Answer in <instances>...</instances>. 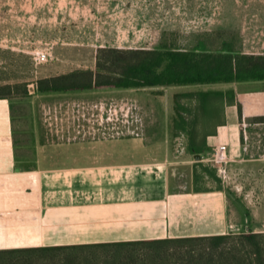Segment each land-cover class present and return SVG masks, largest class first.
Listing matches in <instances>:
<instances>
[{"label": "crops", "instance_id": "0c3cea01", "mask_svg": "<svg viewBox=\"0 0 264 264\" xmlns=\"http://www.w3.org/2000/svg\"><path fill=\"white\" fill-rule=\"evenodd\" d=\"M263 3L225 0L222 5ZM220 5L221 0H0V52L31 53L27 45L11 44L31 31L37 39H67L68 45L82 38L78 45L92 54L98 47L157 48L163 35L183 28L192 32L186 38H198L204 27L187 23L202 21L203 7ZM153 6L163 7L162 25L154 23L160 19ZM143 21L153 23L143 30ZM214 22L205 29L218 30ZM15 29L24 34L14 35ZM170 43L174 49L199 51L195 43ZM2 84L12 83L0 78ZM234 95L232 102H223L220 120L205 127L206 148L227 145L217 170L228 182L220 173L216 177L214 168L212 185L201 168L194 184L176 181L163 127L144 126L140 116L138 136L121 131L113 137L50 142L29 165L15 137L12 101L0 98V249L237 233L245 227L263 232L264 142L245 139L236 108L239 102L243 115L264 116V102ZM206 148L198 153L202 158ZM48 158L59 162L43 163Z\"/></svg>", "mask_w": 264, "mask_h": 264}, {"label": "rangeland", "instance_id": "374dc122", "mask_svg": "<svg viewBox=\"0 0 264 264\" xmlns=\"http://www.w3.org/2000/svg\"><path fill=\"white\" fill-rule=\"evenodd\" d=\"M219 7H203L202 21L191 20L189 26H203L202 32H198V38H192L190 28H183L185 31L172 32L163 35L161 40L165 47L170 45L188 47L193 40L197 39L199 51L222 52V53H248L264 54V3L263 5H234L227 4ZM257 1V0H256ZM263 1V0H258ZM262 3V2H260ZM158 19L157 25H162V6H153ZM179 8V7H177ZM213 9V10H212ZM225 10L227 12L225 13ZM155 16V17H156ZM221 17L223 19L214 22L213 19ZM219 23L220 28L208 31L205 28ZM153 22L143 21L140 28ZM174 24V23H173ZM224 25H232L230 28ZM144 30V29H143ZM187 31V32H186ZM24 31L14 30V35L24 34ZM29 37L13 38L12 45H27L31 47L30 53L0 52V78H6L15 84V91L9 95L14 108V131L19 150L26 158L29 165L33 163L37 150L50 142L60 143L67 141V136L62 138L60 127H66L72 115L77 117L88 116V124L84 122V130L91 129L98 125L99 121L109 117L111 120L118 117L116 123H122L124 128H133L139 124L142 118L143 125L148 127L159 126L162 129V137L165 139L169 151L171 165L175 169L174 178L182 185L194 184L195 177L201 169L208 176V185H212L215 179L212 177V169H216V177L220 173V179L225 178L223 183L228 182L222 170H217L220 164L212 158L213 148L207 147L204 151L205 158L195 159L187 152L185 133H175L172 128V118L175 116L176 103H182L184 92H194L198 90H233L238 96L250 94L252 99L257 97L258 101L264 102V80L227 82L215 84H196L186 86L154 87L151 89H116V88H89L77 91H67L54 94H41L36 90L35 82L53 73H67L72 70L94 69L92 61L95 54L88 53L87 49L78 45L82 38L71 39V45L65 44L67 39H37L35 32ZM32 36V37H31ZM164 37L165 41H164ZM193 39V40H192ZM77 43V44H75ZM91 49V47H89ZM41 51H46L48 58L46 61H39L37 55ZM6 64L3 63L4 62ZM58 75V74H55ZM54 76V75H52ZM25 85V87H24ZM24 89L26 90L24 93ZM248 99V98H247ZM249 100V99H248ZM238 105V106H237ZM236 111L239 115L240 126L246 127V137L248 142L259 144L264 142V121H257L256 112L242 114V104L237 102ZM241 112V113H240ZM93 114V116H91ZM262 115V114H261ZM140 116V117H139ZM260 116V115H259ZM68 117V120H67ZM243 117V119H242ZM61 118V120H60ZM135 119L138 121L135 122ZM114 121V120H113ZM89 126V127H88ZM87 128V129H86ZM81 137H91L88 133ZM82 139V138H81ZM51 149V148H45ZM203 154V153H202ZM59 160L47 159L43 163H57ZM201 163L206 166L201 167ZM225 164V162H221ZM201 168V169H199ZM198 171V172H197ZM219 171V172H218ZM199 177V176H198ZM217 183V182H216Z\"/></svg>", "mask_w": 264, "mask_h": 264}, {"label": "trees", "instance_id": "16d2710c", "mask_svg": "<svg viewBox=\"0 0 264 264\" xmlns=\"http://www.w3.org/2000/svg\"><path fill=\"white\" fill-rule=\"evenodd\" d=\"M94 67L40 78L36 90L54 94L264 80V54L179 50L163 42L157 48L98 47ZM15 86L0 85V98L10 100ZM181 96L172 128L186 134L187 152L198 154L206 148L205 127L220 120L222 104L234 100V91L202 89ZM0 264H264V231L0 249Z\"/></svg>", "mask_w": 264, "mask_h": 264}, {"label": "built area", "instance_id": "2783aa9c", "mask_svg": "<svg viewBox=\"0 0 264 264\" xmlns=\"http://www.w3.org/2000/svg\"><path fill=\"white\" fill-rule=\"evenodd\" d=\"M48 54L46 51H41L38 53L37 58L39 61H46V59L48 58ZM93 116V114L91 115ZM72 119L70 121H67V125L66 127L61 126L60 130L62 132V138L64 136H67V140H74L78 137H80L82 134H86L88 133L91 137L95 138L96 135H98V137H113L116 135H120L121 131H129L130 134L136 135L138 136L140 134V124H135L133 126V128L127 127L126 129H121L120 125H122V123H116V121H118V117H115V119L111 120L109 117H107L104 120L99 121L98 125H96L95 127H92L91 129H87V131L84 130V122H86L88 124L89 122V117L88 116H83V114H81V116H73L71 117ZM61 120V118H60ZM68 120V117H67ZM138 120L135 119V122H137ZM89 127V126H88ZM120 128V129H118ZM227 151V145L224 143L218 144L216 146H214L213 150H212V159L215 161L218 160H224L225 159V152Z\"/></svg>", "mask_w": 264, "mask_h": 264}, {"label": "water", "instance_id": "95a60500", "mask_svg": "<svg viewBox=\"0 0 264 264\" xmlns=\"http://www.w3.org/2000/svg\"><path fill=\"white\" fill-rule=\"evenodd\" d=\"M194 157H195L196 159H200V158H201V156H200L199 154H195ZM247 230H248L247 227H245V231H247Z\"/></svg>", "mask_w": 264, "mask_h": 264}]
</instances>
